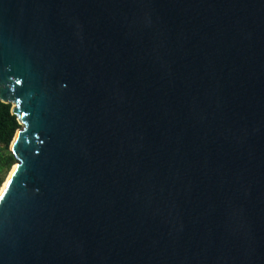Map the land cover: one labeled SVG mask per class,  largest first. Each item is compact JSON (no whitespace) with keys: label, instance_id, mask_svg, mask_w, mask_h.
Returning a JSON list of instances; mask_svg holds the SVG:
<instances>
[{"label":"water","instance_id":"obj_1","mask_svg":"<svg viewBox=\"0 0 264 264\" xmlns=\"http://www.w3.org/2000/svg\"><path fill=\"white\" fill-rule=\"evenodd\" d=\"M0 101V264H264V0H0Z\"/></svg>","mask_w":264,"mask_h":264},{"label":"trees","instance_id":"obj_2","mask_svg":"<svg viewBox=\"0 0 264 264\" xmlns=\"http://www.w3.org/2000/svg\"><path fill=\"white\" fill-rule=\"evenodd\" d=\"M19 128L16 115L11 113V104L0 101V188L16 163L10 144Z\"/></svg>","mask_w":264,"mask_h":264},{"label":"bare ground","instance_id":"obj_3","mask_svg":"<svg viewBox=\"0 0 264 264\" xmlns=\"http://www.w3.org/2000/svg\"><path fill=\"white\" fill-rule=\"evenodd\" d=\"M15 166H16V164H14V166L12 167V169H11L10 173L8 174L6 180L8 179L9 175L11 174V172H12V170L14 169ZM6 180H5V182H6ZM5 182L2 184V186H1V188H0V191H1L2 187L4 186Z\"/></svg>","mask_w":264,"mask_h":264},{"label":"snow or ice","instance_id":"obj_4","mask_svg":"<svg viewBox=\"0 0 264 264\" xmlns=\"http://www.w3.org/2000/svg\"><path fill=\"white\" fill-rule=\"evenodd\" d=\"M17 83H19V81H17ZM20 115H24V113H23V112H21V113H20Z\"/></svg>","mask_w":264,"mask_h":264}]
</instances>
